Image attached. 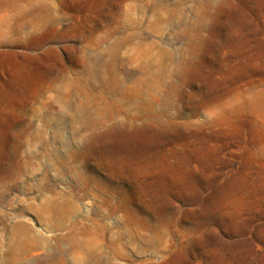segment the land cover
Wrapping results in <instances>:
<instances>
[{"label":"rangeland","instance_id":"obj_1","mask_svg":"<svg viewBox=\"0 0 264 264\" xmlns=\"http://www.w3.org/2000/svg\"><path fill=\"white\" fill-rule=\"evenodd\" d=\"M44 1L0 42V264H264V0Z\"/></svg>","mask_w":264,"mask_h":264},{"label":"bare ground","instance_id":"obj_2","mask_svg":"<svg viewBox=\"0 0 264 264\" xmlns=\"http://www.w3.org/2000/svg\"><path fill=\"white\" fill-rule=\"evenodd\" d=\"M53 7L44 0H0V42L20 43L27 45V42L13 36H17L19 31L26 27L39 28L50 23L53 19ZM55 31V27H51ZM51 29V30H52ZM55 32H53L54 34ZM52 34V35H53ZM55 35V34H54ZM42 39V38H41ZM40 42V41H39ZM26 47V46H25ZM27 48V47H26ZM100 48V47H99ZM98 50V49H97ZM99 53V52H98ZM98 55V54H97ZM97 55L85 54L83 65L86 70H90L99 61ZM95 68V67H94ZM117 69V68H116ZM84 73V72H83ZM80 75V74H79ZM97 75V74H96ZM100 77V76H99ZM76 79V78H75ZM96 79V78H95ZM66 81V80H65ZM73 81V80H72ZM79 81V80H78ZM116 81V80H115ZM71 81H69L70 83ZM121 82V81H120ZM73 83V82H72ZM79 83V82H78ZM71 84V83H70ZM121 84V83H120ZM94 85V84H93ZM32 88V87H31ZM44 88V84L41 89ZM47 88V87H46ZM63 88V86H62ZM72 88V87H71ZM97 88V87H96ZM30 89V88H29ZM32 97L39 90L32 88ZM40 89V90H41ZM68 89V88H67ZM73 89V88H72ZM76 89V88H75ZM85 89V88H84ZM94 89V88H92ZM61 90V89H60ZM95 90V89H94ZM70 91V90H69ZM90 91V90H88ZM96 91V90H95ZM86 93V92H85ZM95 93V92H94ZM39 94V93H38ZM75 94V93H74ZM87 94V93H86ZM96 94V93H95ZM37 95V94H36ZM67 95V94H66ZM84 95V94H83ZM97 95V94H96ZM89 96V95H88ZM61 97V96H60ZM90 97V96H89ZM99 97V96H97ZM67 98V97H66ZM72 98V96H71ZM85 98V97H84ZM59 99V98H58ZM62 99V98H61ZM60 99V100H61ZM86 99V98H85ZM84 99V100H85ZM94 99V98H93ZM95 101V99H94ZM84 102V101H83ZM47 103V102H46ZM98 103V102H97ZM48 104V103H47ZM46 104V105H47ZM67 105V104H66ZM98 105V104H97ZM49 106V105H48ZM64 106V105H63ZM44 107V106H43ZM30 127V126H29ZM23 130V129H22ZM22 132V131H21ZM18 150V149H17ZM38 150V149H37ZM36 152V151H35ZM38 152V151H37ZM17 156V155H16ZM14 160V159H13ZM26 160V158H25ZM12 162V161H11ZM28 162V161H27ZM3 163V162H2ZM23 163V162H22ZM8 164V163H7ZM6 166V165H5ZM7 167V166H6ZM12 177V176H11ZM18 181V180H17ZM2 186V185H1ZM1 214V213H0ZM47 216V215H46ZM50 218V217H49ZM19 224V223H18ZM23 226V225H22ZM26 228V227H25ZM28 234L32 233L31 228H26ZM16 235V234H15ZM35 236V235H34ZM68 237V236H67ZM31 238V237H30ZM15 240V239H14ZM19 241V240H18ZM72 241V240H71ZM70 241V242H71ZM13 244V243H12ZM30 245V244H29ZM84 246V245H83ZM79 247V246H78ZM10 248V247H9ZM12 248V247H11ZM26 248V247H25ZM17 257V256H16Z\"/></svg>","mask_w":264,"mask_h":264}]
</instances>
